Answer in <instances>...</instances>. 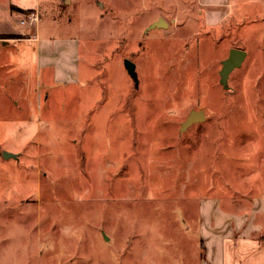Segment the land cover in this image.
<instances>
[{"label": "rangeland", "instance_id": "374dc122", "mask_svg": "<svg viewBox=\"0 0 264 264\" xmlns=\"http://www.w3.org/2000/svg\"><path fill=\"white\" fill-rule=\"evenodd\" d=\"M43 19L77 35L80 75L31 83L6 124L0 264H210L248 233L264 251V0H75Z\"/></svg>", "mask_w": 264, "mask_h": 264}, {"label": "crops", "instance_id": "0c3cea01", "mask_svg": "<svg viewBox=\"0 0 264 264\" xmlns=\"http://www.w3.org/2000/svg\"><path fill=\"white\" fill-rule=\"evenodd\" d=\"M74 1L0 0V38H3L0 42V165L1 162H6L3 151L14 152L2 144V134L6 132V124L9 125L8 130L14 125L12 122L15 114L22 108L27 110L31 83L37 81L41 88L46 89L43 85L46 82L66 83L79 78L77 35H54L50 29H46L45 19L41 23L42 17L48 16L52 11L69 8ZM31 11L37 12L38 22L21 24L20 19ZM7 38L10 40H5ZM19 80L24 82L22 89L15 88V83ZM35 88L33 86L34 90ZM229 238L235 247H228V239L223 240L219 250L208 252L210 264H264L261 242L251 237L250 233L242 234L236 240Z\"/></svg>", "mask_w": 264, "mask_h": 264}, {"label": "water", "instance_id": "95a60500", "mask_svg": "<svg viewBox=\"0 0 264 264\" xmlns=\"http://www.w3.org/2000/svg\"><path fill=\"white\" fill-rule=\"evenodd\" d=\"M165 26H167V22L162 17H159L157 20H154L151 24H149L148 28ZM245 56L246 51L244 49L237 47L230 48L228 56L222 60L221 68L219 70L220 82L223 86L227 85L229 73L234 68H237L242 64ZM123 65L126 68L130 77L134 79L135 84H137L138 78L135 70V63L129 58H124ZM205 117L206 115L203 109H192L186 116L185 120L181 123V130L186 129L192 123L203 121ZM2 155L5 158H8L14 156V153L3 151Z\"/></svg>", "mask_w": 264, "mask_h": 264}, {"label": "built area", "instance_id": "2783aa9c", "mask_svg": "<svg viewBox=\"0 0 264 264\" xmlns=\"http://www.w3.org/2000/svg\"><path fill=\"white\" fill-rule=\"evenodd\" d=\"M37 21H38V14L36 11L28 12L23 18L20 19V23L25 25H31L33 23H36ZM5 40H10V39L7 38ZM2 41L3 38H0V42Z\"/></svg>", "mask_w": 264, "mask_h": 264}]
</instances>
